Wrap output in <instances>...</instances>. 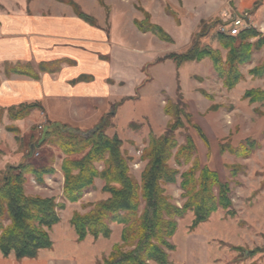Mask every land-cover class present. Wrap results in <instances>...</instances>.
<instances>
[{
    "label": "rangeland",
    "instance_id": "rangeland-1",
    "mask_svg": "<svg viewBox=\"0 0 264 264\" xmlns=\"http://www.w3.org/2000/svg\"><path fill=\"white\" fill-rule=\"evenodd\" d=\"M73 1L95 19L96 26L110 32L113 53L108 76L113 79L105 81L107 90L96 96V100H75L67 94L60 99L61 104L48 101L42 106L43 112L35 110L25 119L10 121L6 114L1 119L0 181L8 168L17 167L24 161L36 168L50 167L54 173L44 177L42 185L36 184L31 177L26 178L25 195L52 198L64 205L63 210L57 211L60 222L49 232L52 249L41 251L35 260L25 262L100 264L111 247L119 243L122 226L118 225L110 226L109 239L93 241L87 237L82 243L76 242L75 232L69 224L73 213L86 214L91 210L89 205L105 201L109 196L101 193L103 182L95 180L79 202L70 204L64 201V178L60 172L64 156L50 144H38L41 125L64 124L84 134L98 126L114 105L125 100L115 107L106 135H115L122 141L121 151L131 159L130 175L137 183H140L146 165L140 158L149 134L158 137L166 131L169 118L163 114V108L169 101L185 106L191 122L201 128L210 148L207 149L184 118V128L175 132L178 145L184 144L186 136H190L199 164L217 172L229 185L231 210L235 216L229 217L226 211L218 210L193 231L189 230L191 213L176 220L177 230L170 240L175 251L168 254L169 260L174 264H264V253L248 257V251L264 248V188L260 186L264 178V105H249L241 100L245 91L264 89V79L253 80L248 76L249 70L264 62V49L254 53L250 64L240 68L244 80L231 91L223 88L207 59L184 62L178 67L169 60L153 64L155 59L167 54L185 53L196 37L200 48L218 50L224 57L225 52L219 48L216 34H221L222 28H225L223 34H227L236 18L242 19L247 29H254L264 36V0H103L107 10L96 0ZM257 2L259 6L252 10ZM55 5L54 0H0V20L20 14L67 15L61 9L56 12L53 7L58 6ZM136 8L147 12L151 23L160 26L172 43L161 42L151 34H140L133 21L142 20L143 15ZM146 78H149L148 82L136 94L135 88ZM46 82L51 84L50 79ZM71 82L67 81L66 85ZM66 85H62L64 89H68ZM201 90L211 96L212 101L204 98ZM213 105L219 109L210 112ZM132 124L137 127L131 128ZM9 127L17 132L8 131ZM248 138L259 144V149L248 159L219 153V145L227 142L235 146ZM169 166L175 167L173 161ZM232 166L241 167L236 176L231 175ZM188 167L179 170L182 173ZM179 182L177 178L175 184L163 187L171 203L177 207L184 202ZM232 247L247 251L246 258L240 257ZM11 262H15L13 257L4 259L0 254V264Z\"/></svg>",
    "mask_w": 264,
    "mask_h": 264
},
{
    "label": "trees",
    "instance_id": "trees-1",
    "mask_svg": "<svg viewBox=\"0 0 264 264\" xmlns=\"http://www.w3.org/2000/svg\"><path fill=\"white\" fill-rule=\"evenodd\" d=\"M54 1L68 6L76 18L96 27L95 19L85 14L74 1ZM96 1L107 10L103 0ZM257 6L258 2L252 10ZM136 10L143 15L142 20L133 21L139 33L151 34L161 42L172 43V39L160 26L151 23L147 12L141 8ZM216 40L219 48L225 52L224 57L218 50L200 48L196 37L185 53L167 54L155 59L153 64L169 60L178 67L184 62H201L207 59L223 88L231 91L244 80L240 68L250 64L253 54L264 49V36L254 29H247L237 36L217 33ZM62 65H72V62L59 60L41 63L37 68L29 64L5 63L3 74L6 78L20 76L38 81L40 74H56ZM248 76L253 80L264 79V62L249 70ZM148 79L135 88V93ZM89 80L87 77H80L75 82ZM200 93L212 101V97L204 91L201 90ZM136 98L137 96L134 100ZM241 100L247 101L249 105H264V89L245 91ZM123 101L125 100L114 105L98 126L84 134L64 124L41 125L38 145L50 144L64 156L60 166L64 178V201L75 204L93 187L95 180L103 182L101 193L107 194L108 199L89 205L91 210L86 214L73 213L69 221L77 243L84 242L87 237H91L93 241L99 238L109 239L112 233L110 226H122L119 243L111 247L108 256L100 264H174L169 260L168 254L175 251L170 240L177 230L176 220L191 213L193 218L189 230L193 231L206 223L218 210L226 211L233 218L235 213L231 210L229 185L220 179L217 172L199 164L195 156L196 147L190 136H186L184 144L178 145L175 132L184 128V118L207 149L210 148L201 128L191 122L185 106L169 101L163 108V114L169 118L166 131L158 137L149 134L147 146L140 158L146 165L141 173L140 183H137L130 175L131 159L121 151L122 141L115 135H106L115 107ZM218 109V106L213 105L209 111L215 112ZM35 110L43 112L39 103L0 107V122L4 114L10 121H18L27 118ZM130 126L137 127L135 124ZM8 131L16 133L17 129L9 127ZM257 149L259 144L249 138L235 146L227 142L219 145L220 154L239 159H248ZM170 161H173L175 167L169 166ZM98 166L102 168L99 169ZM186 166H189L188 169L181 173L179 168ZM240 169L241 167L232 166L231 175L236 176ZM53 173L54 170L50 167L36 168L24 161L17 167L8 168L3 174L0 181V254L4 259L13 257L16 262L35 260L41 251L52 249L49 232L60 222L57 211L63 210L64 205L56 203L52 198L28 197L25 195L24 185L27 177L42 185L44 177ZM177 178L180 180L181 198L184 199L181 207L171 203L163 188L175 184ZM260 186L264 188V178ZM232 250L246 258L247 251L238 247H232ZM259 253H264V248L248 251V257Z\"/></svg>",
    "mask_w": 264,
    "mask_h": 264
},
{
    "label": "crops",
    "instance_id": "crops-1",
    "mask_svg": "<svg viewBox=\"0 0 264 264\" xmlns=\"http://www.w3.org/2000/svg\"><path fill=\"white\" fill-rule=\"evenodd\" d=\"M55 3V6H58L53 7L56 12L59 13L58 9H61L62 13L67 15L20 14L17 17L0 20L1 108L23 103H39L43 106L50 101L61 104L60 99H64L67 94L75 100L84 98L96 100V96L107 90L105 81L113 79L108 76L109 61L113 53L110 32L104 31L99 25L92 27L84 23L74 16L68 6L56 1ZM105 57L109 59L106 60ZM59 60H68L72 65H62L56 74H40L38 81L20 76L6 78L3 74L5 63L29 64L37 68L41 63ZM80 77H87L90 80L75 82ZM47 79L51 80V84L48 85ZM67 81H72L69 86L66 85ZM62 85L68 86V89H64ZM47 264L69 263L58 261Z\"/></svg>",
    "mask_w": 264,
    "mask_h": 264
},
{
    "label": "built area",
    "instance_id": "built-area-1",
    "mask_svg": "<svg viewBox=\"0 0 264 264\" xmlns=\"http://www.w3.org/2000/svg\"><path fill=\"white\" fill-rule=\"evenodd\" d=\"M230 27L232 28L231 30L228 31V34L230 36H237L239 33L245 29L248 28V26L244 23V21L240 18H236L232 21ZM224 29H221V33H224Z\"/></svg>",
    "mask_w": 264,
    "mask_h": 264
}]
</instances>
